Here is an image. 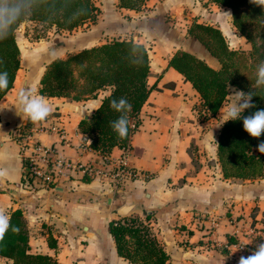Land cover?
Instances as JSON below:
<instances>
[{"label":"crops","instance_id":"1","mask_svg":"<svg viewBox=\"0 0 264 264\" xmlns=\"http://www.w3.org/2000/svg\"><path fill=\"white\" fill-rule=\"evenodd\" d=\"M200 1L207 3L205 7ZM208 7L225 9L226 21L230 20L229 8L218 7L206 0H160L145 18L149 27L155 17L164 15L173 17L183 26L196 12L204 14ZM219 14L214 10L211 18L205 19L209 23L220 21L221 31L230 39L229 47L242 46L234 44L232 36L227 34L232 33L230 25L222 23L224 18ZM238 35V41L246 40ZM137 39L147 45V40L138 36ZM192 43L196 44L195 39ZM97 44L100 42L82 48ZM47 45L48 42L37 43L26 48L19 43L21 67L34 64L35 69L23 77L20 67L13 88L0 100V170L5 173L0 177V210L8 216L15 209L22 211L29 230L30 252L48 254L58 264H129L117 254L108 223L117 217V205L140 202L144 206L142 214L154 213L150 225L157 235L165 236L164 248L169 258L175 256L179 262L190 264H238L240 257L245 256L240 249L245 238L243 233L250 232L249 221L255 220L259 228H264V176L254 180L225 179L221 172L216 147L223 122L220 116L222 106L226 108L232 102L227 99L237 89H231L215 117L203 119L200 117L202 112L199 113L198 93L179 72L167 66L176 48L172 46L173 51L169 50V54L157 45L148 49L149 53L155 52L149 54V82L155 84V88L137 116L139 126L131 137L128 151L114 147L108 154L115 159L125 158L131 167L149 173L150 178L115 184L102 173L104 154L91 147V139L78 126L81 119L90 117L88 113L92 114L107 91L82 101L43 96L52 111L38 123H33L20 111L17 96L21 89H32L40 95L39 81L45 66L69 53L66 47L47 52L48 59L39 65L36 61ZM242 48L249 47L245 44ZM192 49L185 50L190 52ZM204 50L207 55L198 57L213 68L220 67L219 61ZM18 123L38 125L41 130L35 137L75 164L76 167L69 169L55 186L58 189L27 191L21 186V155L12 135L13 127ZM52 125L64 130V141L46 130ZM84 135L90 139L87 147L82 145ZM86 168L98 173H85ZM84 175L91 179L84 181ZM12 189L34 200L23 201ZM228 207L230 212L240 213L245 219L230 220L224 215ZM253 207L257 210L255 218H247ZM0 264L12 263L0 257Z\"/></svg>","mask_w":264,"mask_h":264},{"label":"trees","instance_id":"2","mask_svg":"<svg viewBox=\"0 0 264 264\" xmlns=\"http://www.w3.org/2000/svg\"><path fill=\"white\" fill-rule=\"evenodd\" d=\"M146 0H118V6L138 10ZM218 7L229 8L232 24L250 45L248 51L229 47L221 30L211 24L194 22L188 33L198 39L220 64L213 68L204 59L182 49L168 59L167 66L179 72L200 97L203 119L215 117L232 88L245 93L255 91L252 100L256 108L245 110L249 115L264 108V87L256 88V71L264 62V7L250 0H206ZM0 10L15 15L11 33L0 40V71L9 73V86L0 92V100L13 86L21 67V53L16 31L24 22L44 28L72 31L94 23L98 8L92 0H0ZM151 65L148 49L130 38H115L103 43L69 52L53 59L45 66L39 81L38 93L45 97H63L71 101L96 98L107 93L98 107L78 126L91 139V147L108 154L114 147L130 148V140L139 126L138 114L155 84L149 82ZM124 97L132 105L127 113L129 130L120 139L110 122L120 113L109 107L111 98ZM28 124L13 127L21 133ZM264 140L251 137L243 129L242 120L227 121L221 125L217 141V158L225 179L254 180L264 176V153L256 146ZM91 178L84 175L83 180ZM154 213L143 212V217L132 214L109 221V232L117 254L129 264H169V254L153 231L150 219ZM11 223L18 232L9 230L0 240V257L12 264H58L50 255L30 252L27 220L20 209L10 213ZM232 243L233 240H230Z\"/></svg>","mask_w":264,"mask_h":264},{"label":"rangeland","instance_id":"3","mask_svg":"<svg viewBox=\"0 0 264 264\" xmlns=\"http://www.w3.org/2000/svg\"><path fill=\"white\" fill-rule=\"evenodd\" d=\"M92 1L98 8L96 21L94 23L85 24L83 26L75 28L72 31L56 32L54 28H44L41 25H37L32 22H24L22 25L19 26V28L16 31V40L18 45L19 43H22L26 46V48L27 47L30 48L36 46L37 43L38 45H40V43L42 44L44 42H48V45L45 47V50L42 53L43 55L38 57L36 61L39 62V65L45 63V61L48 59L46 56L47 52L56 51L60 47H66L65 49L66 51L69 50V52H73L82 49V47H84L85 45H90L98 41L100 43H103L105 41H109L115 38H120V39L130 38L134 41L140 42L139 39H137V36L141 37L142 38L141 40L143 39L147 40L146 41L147 45L142 42L140 43H142L147 49L150 50L153 49L152 46L157 45V47L158 46L159 48L161 47V49L164 50L166 54H169V50L173 51V49L175 48L176 49L172 53H174L178 49L185 50V49L193 48L192 50H190V52L193 51L194 53H196L197 56H201L202 54L207 55V52L204 50L205 47L203 46V44L193 35L189 34L188 29L189 27L192 26L194 22L211 24L220 29L219 20H216L215 18L216 23H209L205 19V18L208 19L211 18L209 16H211L212 12H214L215 10L216 13H220L219 15L222 16V18H224L222 20V23L224 24L227 23L230 25V29L232 33H227V34L232 36L231 38L233 39V42H235L234 44H242V46L247 44V46L249 47L248 49H243L242 46L236 48L232 47V48L240 49L244 51H248L250 49V45L246 40L245 41L244 39H240V41L237 40V38L240 36L238 35L237 33L238 31L236 30V28L232 26V17L230 16V20L228 22L226 21V15L224 14L225 9L217 10L216 7H214L215 9L208 7L206 11L204 9L203 11L204 14L196 12L195 15L191 18L190 22L185 23L183 26L179 25L178 21L173 17L170 18V16L168 15L159 16L154 18L155 21L153 22L151 27H149L150 23H148L149 21L146 20L145 16H147L154 9L155 5L160 0H146L143 4L144 6L142 5L136 11L134 10L135 12L133 11L129 12L126 9L120 8L118 6V0H92ZM206 4L207 3L201 2L202 7H205ZM221 32L224 35L223 31ZM224 37L228 43L230 39L226 35H224ZM194 39L196 41V44L192 45L193 44L192 41ZM148 45H151V47H148ZM172 46L173 49L171 50ZM150 53L148 52V54ZM149 59H150V55H149ZM21 68L24 77L28 72H32L35 69V65L23 64ZM231 94L229 95L230 97L227 99V102H230L234 99V96H232ZM120 205H117L116 208H118ZM130 214L134 216L143 217L142 210L133 211L128 215ZM248 214L249 216L247 218L254 219L257 214V210H255V208L253 207L248 212ZM224 215L229 217L230 220L232 221L234 219L239 220L240 218H244L240 213L230 212L229 207L227 208V212ZM118 216L119 215L117 214V217ZM256 222L257 221L255 220L249 221L247 226L250 229V232L245 234L243 233V237L245 238H243L244 240L242 245L243 247H241L240 250L241 253H243V255L245 256L251 255L252 252L255 250L256 246L259 243L264 242V228L263 229L259 228V226L256 225ZM181 226H184L185 228V225H181ZM210 229L212 228L210 227ZM259 229H261L260 232ZM157 236L162 242V244L165 246V240L163 238L165 236H162L159 233ZM260 237H262V240L260 239ZM169 264H190V263L179 262V260H176L174 256L169 258Z\"/></svg>","mask_w":264,"mask_h":264},{"label":"clouds","instance_id":"4","mask_svg":"<svg viewBox=\"0 0 264 264\" xmlns=\"http://www.w3.org/2000/svg\"><path fill=\"white\" fill-rule=\"evenodd\" d=\"M250 2L264 7V0H250ZM15 19V15L9 17L7 12L0 10V40L9 36ZM8 86L9 73L0 71V92L5 91ZM255 87H264V62H261L257 67ZM231 95L234 96L232 102L226 108L222 106L223 110L220 117H222L223 122L221 124L227 121L242 120L244 131L251 137L259 139L264 134V108L256 109L249 115H243L245 110L256 108L252 100L253 96H255L254 89L247 93L235 90ZM17 102L20 106V111L33 123L44 121L52 111L46 99L43 96L36 95L32 89H21L17 96ZM109 107L120 113L117 119L110 122L112 130L120 139L126 138L129 130L127 113L132 110V105L126 98L121 97L119 99L111 98ZM88 115L91 116V113H88ZM256 148L260 153H264V140H261ZM4 175L5 173L0 170V177ZM9 230L18 232L19 228L12 225L11 217L6 215L3 210H0V240H3ZM238 264H264V242L259 243L251 255L247 257L241 256Z\"/></svg>","mask_w":264,"mask_h":264},{"label":"built area","instance_id":"5","mask_svg":"<svg viewBox=\"0 0 264 264\" xmlns=\"http://www.w3.org/2000/svg\"><path fill=\"white\" fill-rule=\"evenodd\" d=\"M38 130L41 128L37 125L29 126L21 133L12 132L21 155L20 184L27 191L40 188L53 190L59 181L67 175L69 169L76 167L70 160L60 157L53 147L43 145L35 137ZM46 130L58 140H65V132L59 126L52 125ZM89 141L90 139L86 135L82 137V145L85 147L88 146ZM123 150L127 152L128 148ZM103 166L102 173L109 176L115 184L137 178L143 180L150 178L149 173L137 171L128 164L125 158L115 159L109 157V154H104ZM84 172L88 174L98 173L96 170L87 168L84 169Z\"/></svg>","mask_w":264,"mask_h":264},{"label":"water","instance_id":"6","mask_svg":"<svg viewBox=\"0 0 264 264\" xmlns=\"http://www.w3.org/2000/svg\"><path fill=\"white\" fill-rule=\"evenodd\" d=\"M18 114H21V112H19ZM19 124V123H18ZM58 189L57 187H55L54 190ZM13 193H15L17 196H19L23 201L26 202H30L33 201L34 198L33 197H27V195L22 194V193H18L16 190L12 189L11 190ZM136 210H142L144 211V206L142 203L140 202H132L129 204H122L120 205L117 209H116V213L119 216H125L128 215L129 213L136 211Z\"/></svg>","mask_w":264,"mask_h":264}]
</instances>
